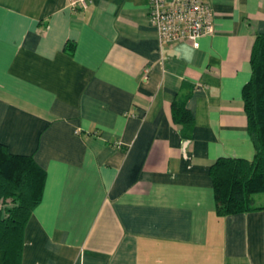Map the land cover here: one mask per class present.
<instances>
[{
	"label": "crops",
	"instance_id": "obj_1",
	"mask_svg": "<svg viewBox=\"0 0 264 264\" xmlns=\"http://www.w3.org/2000/svg\"><path fill=\"white\" fill-rule=\"evenodd\" d=\"M205 2L195 49L161 44L148 0H0V143L46 172L21 264H264V209L219 216L209 176L256 153L242 90L264 0Z\"/></svg>",
	"mask_w": 264,
	"mask_h": 264
},
{
	"label": "trees",
	"instance_id": "obj_2",
	"mask_svg": "<svg viewBox=\"0 0 264 264\" xmlns=\"http://www.w3.org/2000/svg\"><path fill=\"white\" fill-rule=\"evenodd\" d=\"M250 56L251 78L242 90L247 128L256 151L252 160L219 158L209 170L217 214L221 217L260 211L256 195L264 194V35ZM187 86H185L186 88ZM190 94L176 96L172 119L190 145L195 124L187 108ZM46 172L32 156L15 155L0 143V264H21L25 226L43 198Z\"/></svg>",
	"mask_w": 264,
	"mask_h": 264
},
{
	"label": "built area",
	"instance_id": "obj_3",
	"mask_svg": "<svg viewBox=\"0 0 264 264\" xmlns=\"http://www.w3.org/2000/svg\"><path fill=\"white\" fill-rule=\"evenodd\" d=\"M148 17L162 45L190 42L216 32L214 12L205 0H148Z\"/></svg>",
	"mask_w": 264,
	"mask_h": 264
},
{
	"label": "rangeland",
	"instance_id": "obj_4",
	"mask_svg": "<svg viewBox=\"0 0 264 264\" xmlns=\"http://www.w3.org/2000/svg\"><path fill=\"white\" fill-rule=\"evenodd\" d=\"M256 197V201L258 202V204H264V194H258L255 196Z\"/></svg>",
	"mask_w": 264,
	"mask_h": 264
}]
</instances>
